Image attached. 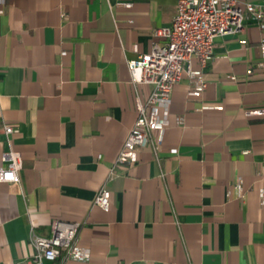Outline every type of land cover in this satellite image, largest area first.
Returning <instances> with one entry per match:
<instances>
[{
	"label": "crops",
	"instance_id": "crops-1",
	"mask_svg": "<svg viewBox=\"0 0 264 264\" xmlns=\"http://www.w3.org/2000/svg\"><path fill=\"white\" fill-rule=\"evenodd\" d=\"M177 4L0 0V165L9 148L23 159L19 182L0 181V264H26L31 229L50 235L55 219L80 221L91 250L65 264H264V114L246 112L264 105L255 22L216 37L201 97L189 75L175 84L159 152L112 172L152 89L128 61L165 42L156 29Z\"/></svg>",
	"mask_w": 264,
	"mask_h": 264
},
{
	"label": "built area",
	"instance_id": "built-area-1",
	"mask_svg": "<svg viewBox=\"0 0 264 264\" xmlns=\"http://www.w3.org/2000/svg\"><path fill=\"white\" fill-rule=\"evenodd\" d=\"M251 21L263 32L258 66L264 68V2L178 0L177 13L171 25L156 29L165 42L155 43L151 51L128 61L133 82L149 84L152 89L145 99L138 95V117L112 166V172L118 164L137 162L138 149L142 146L151 145L156 153L159 152L169 124L175 84L187 74L192 79L190 95L201 97L207 86L204 68L213 57L216 37L239 32ZM193 57L198 58L200 69L191 67ZM246 112L250 115L264 114V105ZM14 129V126L6 125L8 135ZM155 130L158 131L156 138L152 135ZM3 159L6 163L0 165V181L19 182V171L23 166L21 153L9 148L4 151ZM238 188L241 189L240 185ZM260 195L264 203V187ZM95 203L105 210L110 209L111 191L106 185L99 190ZM80 227V221L55 219L50 235L37 233L32 228L29 239L35 250L26 264H45L47 260L57 261V264H65L68 260L89 261L91 250L78 242Z\"/></svg>",
	"mask_w": 264,
	"mask_h": 264
}]
</instances>
